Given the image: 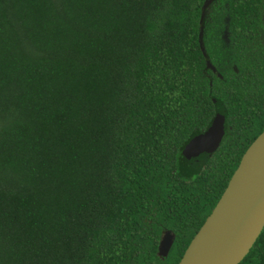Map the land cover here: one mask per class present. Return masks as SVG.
I'll return each mask as SVG.
<instances>
[{
    "label": "trees",
    "instance_id": "16d2710c",
    "mask_svg": "<svg viewBox=\"0 0 264 264\" xmlns=\"http://www.w3.org/2000/svg\"><path fill=\"white\" fill-rule=\"evenodd\" d=\"M206 1L0 0V264L179 262L264 128L261 0Z\"/></svg>",
    "mask_w": 264,
    "mask_h": 264
},
{
    "label": "water",
    "instance_id": "95a60500",
    "mask_svg": "<svg viewBox=\"0 0 264 264\" xmlns=\"http://www.w3.org/2000/svg\"><path fill=\"white\" fill-rule=\"evenodd\" d=\"M211 0L203 4L205 9ZM203 14L201 15V19ZM202 28L199 32V39ZM204 51V48H201ZM207 66L215 71L207 60ZM224 135V115L217 112L210 126L192 137L185 153L207 159ZM246 174V175H245ZM264 225V128L249 144L219 200L192 237L177 264H238ZM174 240L162 233L158 254L165 257Z\"/></svg>",
    "mask_w": 264,
    "mask_h": 264
},
{
    "label": "flooded vegetation",
    "instance_id": "af4514ba",
    "mask_svg": "<svg viewBox=\"0 0 264 264\" xmlns=\"http://www.w3.org/2000/svg\"><path fill=\"white\" fill-rule=\"evenodd\" d=\"M233 2H234V1L226 0V1L222 2V4H223V6H225V7L228 9V8L231 6V4H232ZM260 3L262 4V7H263V8H262V18L264 19V0H261ZM227 20H228V17H226V19H225V23H226V25H225V29H224L223 32L221 33V36H222L223 40H224V38L227 39V43H228V34H229V32L227 31V23H228ZM207 60H208V59H207ZM214 151H215V150H214ZM214 151H213V152H214ZM213 152H212V153H213ZM212 153H211V154H212ZM211 154H210V155H211ZM199 159H201V158H199ZM228 180H229V179H228ZM227 183H228V181H227ZM226 185H227V184H226ZM225 187H226V186H225ZM223 190H224V189H223ZM222 192H223V191H222ZM221 194H222V193H221ZM221 194H220V196H221ZM220 196L218 197V199H217L216 202L214 203L213 207L210 209L209 214L211 213L212 209H213L214 206L216 205V203H217V201L219 200ZM209 214H208V215H209ZM208 215H207V216H208ZM207 216H206V217H207ZM205 219H206V218H205ZM204 221H205V220H204ZM204 221H203V222H204ZM201 225H202V224H201ZM200 227H201V226H200ZM200 227H199V228H200ZM263 227H264V225H263ZM199 228H198V229H199ZM262 229H263V228H262ZM262 229H261V230H262ZM165 231H166V230H165ZM197 231H198V230H197ZM260 232H261V231H260ZM257 237H258V236H257ZM256 239H257V238H256ZM253 244H254V243H253ZM252 246H253V245H252ZM242 260H243V259H242ZM242 260H241V261H242ZM238 264H240V262H239Z\"/></svg>",
    "mask_w": 264,
    "mask_h": 264
},
{
    "label": "rangeland",
    "instance_id": "374dc122",
    "mask_svg": "<svg viewBox=\"0 0 264 264\" xmlns=\"http://www.w3.org/2000/svg\"><path fill=\"white\" fill-rule=\"evenodd\" d=\"M208 7H209V5H208ZM208 7H207V8H208ZM207 8H206V9H207ZM207 11H208V10H207ZM224 41H225V43H227V39L224 38Z\"/></svg>",
    "mask_w": 264,
    "mask_h": 264
},
{
    "label": "bare ground",
    "instance_id": "6f19581e",
    "mask_svg": "<svg viewBox=\"0 0 264 264\" xmlns=\"http://www.w3.org/2000/svg\"><path fill=\"white\" fill-rule=\"evenodd\" d=\"M246 175V174H245Z\"/></svg>",
    "mask_w": 264,
    "mask_h": 264
}]
</instances>
